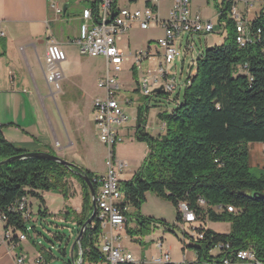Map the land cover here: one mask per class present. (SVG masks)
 Masks as SVG:
<instances>
[{
  "label": "trees",
  "instance_id": "1",
  "mask_svg": "<svg viewBox=\"0 0 264 264\" xmlns=\"http://www.w3.org/2000/svg\"><path fill=\"white\" fill-rule=\"evenodd\" d=\"M98 3L99 0L93 3L94 12ZM218 18L220 22L226 20L225 40L202 52L196 59L189 84L181 93L182 101L173 98L175 106L159 113V118L165 122L164 132L157 135L143 132L140 123L145 121L142 117L148 107L145 103L138 108L135 134L146 143L148 153L139 171L131 179L120 181L123 194L120 208L139 209L145 193L151 192L175 207L176 222L180 224L178 204L183 202L195 213L197 235L184 234L196 242L191 247L202 262H219L223 256L250 248L264 263V172L254 176L249 166V143H264V2L251 20L253 29H261V39L253 36V43L243 47L237 44L233 21L226 17L221 5ZM244 63L247 68L238 69ZM155 97L168 100V94L161 92ZM23 153L0 132V161ZM77 170L89 177L96 190L93 178L97 175L79 166L71 170L40 157L0 165V210L7 215L4 228L26 233L36 247L38 242L30 236V231L41 233L32 222L27 229L20 215L8 208L23 196L28 200L37 198L42 206L38 214L45 216L47 211L40 192H58L69 198L67 178L72 176L80 183L82 204L79 212L67 209L65 217L75 223L77 235L93 210L89 188L75 173ZM200 198L205 205L199 204ZM227 206H232L233 211L229 212ZM123 213L127 218L128 210ZM137 221L140 228H126L130 235L147 233L155 219L139 216ZM208 221L228 222L230 230L216 232L206 226ZM176 226L174 223L170 228ZM54 238L62 240L63 234H56ZM100 238L101 230L94 219L85 229L80 245L74 244L72 259L81 258V264L104 262ZM16 239L13 236L12 241ZM219 244L229 247L212 255L211 249ZM42 251L47 252L46 258L41 254L45 261L53 258L50 250Z\"/></svg>",
  "mask_w": 264,
  "mask_h": 264
},
{
  "label": "crops",
  "instance_id": "2",
  "mask_svg": "<svg viewBox=\"0 0 264 264\" xmlns=\"http://www.w3.org/2000/svg\"><path fill=\"white\" fill-rule=\"evenodd\" d=\"M83 1L90 2L91 5H86ZM95 1L0 0V20L4 31V35L0 37V132L19 150L49 152L63 156L77 166L91 171H93L89 157L91 150L85 147V156L78 152V148L83 144L84 134L87 135L85 130L89 126L77 102L89 94L90 79L99 72L102 75L97 78V82L103 76L105 60L102 56L82 53L77 39L79 25L83 21V9L92 8ZM58 9L60 11H57ZM124 35L117 40L120 48ZM51 41L58 43L65 52V59L60 63L63 72V77L59 81L60 89L54 95L53 87L49 86L45 78L48 72L46 48ZM148 50L151 55L142 62L145 71L153 68L161 60L160 50L155 53L150 47ZM92 58L102 59V67L95 68ZM97 82L93 83L94 87L98 88ZM69 88L78 93L79 99L70 101L71 110L62 109L58 116L46 103L49 104L52 100L58 101L67 94ZM97 96L101 95L93 96L87 104L92 118V100ZM93 131L95 135L94 126ZM249 166L264 169V143H249ZM105 171L106 166L104 173L94 171L93 173L102 176ZM68 200H71L70 197ZM71 209L79 212L81 207L75 204ZM207 224L208 222H206L208 227ZM193 226L188 223L182 225L184 232L179 240L160 227L155 228L152 225L145 235H128L125 230L126 222L125 228L119 231L120 243L136 259H144L145 264H157L150 259L164 250L170 254L169 264H204L198 258L195 249L191 247V242L186 240L189 239L185 235L188 234L187 229H192ZM4 229V223L0 221V238ZM27 239L21 240L17 245L8 241L0 242V264H14V260L20 254L25 256L24 264H34L40 253H35L32 242L30 247L32 250L23 248L22 245ZM210 253L218 255L219 251H210Z\"/></svg>",
  "mask_w": 264,
  "mask_h": 264
},
{
  "label": "built area",
  "instance_id": "3",
  "mask_svg": "<svg viewBox=\"0 0 264 264\" xmlns=\"http://www.w3.org/2000/svg\"><path fill=\"white\" fill-rule=\"evenodd\" d=\"M163 1H170L165 17H161L160 13V4ZM254 1L222 0L220 4L226 11V15H230V20H233L240 47L253 43V36H260L261 39V29H253L249 19L250 6ZM190 2L191 0H144L143 7L131 9L127 6H119L118 1L115 2V0H99L95 12L92 8L83 9L82 12L83 21L79 25L77 44L80 46L82 53L89 56H102L105 60L104 74L97 82V86L103 91V95L92 100L95 136L107 148L105 174L93 178V182L96 184V213L94 219H97L101 230L100 251L105 257L104 264L146 263L144 259H136L120 243L119 231L125 228L127 221L123 210L128 208H120V198H123V194L120 189L118 173L124 171L128 164L116 157L114 147L124 140V135H120V130L129 121L127 114L124 112L123 103H131L128 95L119 86L118 79L122 71V64L128 60H133L136 71H142V62L149 58L151 52L148 50L150 46H147V50L140 49L125 54L123 49L117 45V40L134 27L140 29L161 28L162 35L156 40L161 60L153 68H148L146 76L143 77L141 82L139 80L137 82H140L139 90L147 99L158 94L155 89L162 87L161 93L168 94V100L170 101L171 93L176 90L178 92L183 91L189 84L190 76L194 74V71L190 73L186 80L179 85L176 83L175 77L171 75L172 67L169 66L181 55L175 46L176 41L185 38L186 43L189 44L188 49L191 51L192 43L189 39H192L193 35L208 34L215 29L210 19H203L201 6H197L196 11H192ZM221 26L223 29L225 28L223 21H221ZM3 35L4 31L0 20V37ZM179 44L181 43L179 42ZM45 59L48 71L45 78L49 86L53 87L52 94L54 95L60 89L59 81L63 77L60 63L65 59V52L58 43L51 41L47 45ZM239 68H247V63ZM160 79L161 84L156 86ZM153 85L156 87L150 90V86ZM121 96H125V98L122 99ZM170 110L171 108H168V111ZM160 129V133H163L165 129L164 121H161ZM105 195H113V203H105ZM198 202L200 205H205V201L201 198ZM227 210L231 212L233 207L227 206ZM8 211L20 215L22 221L27 224V229H30L29 221H32L33 212L26 196L17 199L8 208ZM178 211L181 214L183 224L188 223L195 226V213L185 203L178 204ZM6 220V213L0 210V221L5 224ZM194 226L192 227L193 230ZM13 236L17 237L15 241H12ZM198 236L202 238V234ZM25 239H27L26 233L14 232L11 227H8L4 229L0 242L5 243L8 241L17 245L18 242ZM228 247L227 244H219L216 248L220 251L222 248ZM81 261V258L73 259L74 264H81ZM150 261L157 264H169L170 254L167 250H164L160 254L151 257ZM24 262L25 256L23 254H20L14 260V264H24ZM215 263L264 264L256 257L254 250L250 248L223 256L219 262L211 261L204 264ZM34 264L49 263L40 254L35 259Z\"/></svg>",
  "mask_w": 264,
  "mask_h": 264
},
{
  "label": "rangeland",
  "instance_id": "4",
  "mask_svg": "<svg viewBox=\"0 0 264 264\" xmlns=\"http://www.w3.org/2000/svg\"><path fill=\"white\" fill-rule=\"evenodd\" d=\"M264 0H255L250 6L249 19L252 20L255 17V13L259 12ZM86 5H91V3L83 1ZM222 3V0H191L190 9L192 11H196L197 6H201L202 17L205 20H211L214 24V31L208 34L193 35L191 41L192 50L188 49V45L186 43L185 38L177 40L175 43L176 48L180 52V57H177L169 67L171 69V75L175 77L176 83L182 84L187 76L190 73H193L195 68L196 59L199 58L207 48L213 47L215 45H220L224 42L225 37L227 35L226 27L223 29L221 26V22L218 18V8ZM119 6H127L131 9L136 7H143L144 0H136L134 2H130L129 0H118ZM170 6V1H163L160 4L161 8V17L166 16V12L168 7ZM82 9V6H81ZM222 21L226 24V20L222 19ZM223 29V30H222ZM162 35V30L160 27H152L148 29H140L138 27H134V29L130 30L126 35L123 36L120 45L125 54H129L130 52H135L140 49L147 50V46H150L152 51L155 53L157 49L156 40L158 37ZM179 42L181 44H179ZM161 58V57H160ZM95 68H101L103 65V60L99 58H92ZM102 75L101 72L95 75L93 79H90L91 89L89 94H86V97L78 103V107L84 113L85 119L88 121L89 128L87 131V135L84 134L83 144L78 148V152L80 155L85 156L84 148L88 147L91 150L90 164L91 169L97 173H104L105 169V160L107 158V148L104 144H102L93 131V118L92 113L88 109V100L93 98L95 95L103 94V91L97 87H94V83L97 82V78ZM146 76V71L143 69L142 71L137 72L136 68L133 65V60H128L122 64V71L119 76V86L120 89L126 92V95L131 100L130 104L123 103L124 112L127 114L129 121L126 126L120 130V135H124V140L115 145L114 151L115 155L118 159L125 161L128 164V168L125 171L118 173V177L120 181H125L131 179L136 172L139 171L143 160L145 159L148 153V147L146 143L142 140H139L136 137L135 131L137 127V116H138V108L143 107L144 103L148 104V108L144 111L145 121L140 123L144 128L143 132L149 133L153 135L159 134L161 132L160 124L161 119L159 118V113L166 112L168 108H173L175 106V101H182V90L178 92V90L174 91L170 95V101L166 99H159L154 95L147 99L146 96L142 94L139 90L140 82L143 77ZM149 78V77H148ZM140 82H137V81ZM94 82V83H93ZM161 84V79L158 81L157 85ZM156 86H150V90H153ZM77 92L69 88L67 90V94L62 96L58 101H51L49 104L46 103L47 106L53 108V110L59 116V111L62 109L71 110L72 105L70 101H77L79 97L77 96ZM122 99L125 96H121ZM128 131V133H127ZM65 142V140H64ZM116 149V150H115ZM59 156V155H58ZM63 158V156H60ZM65 159V158H63ZM66 160V159H65ZM91 171V170H89ZM91 171V172H93ZM250 172L254 176H259L264 172V169H259L258 167H250ZM129 179H127V177ZM69 185V197L64 198L61 193L58 192H40L44 200V206L46 208L47 214L45 216H41L38 214V211L42 209L41 203L39 199L29 197V201L32 204L33 209V217L32 221H29V224H34L37 232L33 230L30 231V236L34 238L38 245L35 247V253L42 254L45 258L47 252H43L42 249L50 250L53 258L48 260L49 264H72V258L74 254V250L71 251L72 246L74 244L76 238V225L74 222L66 219L65 211L69 209V207H75V204H78L81 207L82 204V191L80 183L73 178L72 176H68L67 178ZM71 205V206H70ZM125 208H128L126 206ZM139 216L142 218H154L155 222H152L151 225L156 227H160L162 230H165L167 233H170L176 239L182 238L183 236V228L182 223L176 222V209L172 206L168 201L157 197L155 194L151 192H146L144 200L142 201L139 209H136L133 206H129L128 215H127V228L129 230H134L140 228L137 219ZM164 221L166 223L161 222ZM174 223L177 224L175 228H170ZM208 227L213 230L218 231L219 233H226L230 230V225L228 222H214L208 221ZM186 228V226H185ZM173 229V231H171ZM126 230V229H125ZM188 235L196 236L197 233L193 229H187ZM127 233V232H126ZM148 233V232H147ZM145 233V234H147ZM56 234H63L62 240H57L54 238ZM130 235L129 233H127ZM142 234V235H145ZM141 235V236H142ZM191 242V245H195L196 242H193L191 239H186ZM32 239L28 238L27 241H24L23 248L30 249ZM34 248V247H32ZM32 250V249H30ZM62 250L65 251V254L62 253ZM211 251L217 252L218 249L216 247L212 248ZM34 253V252H33Z\"/></svg>",
  "mask_w": 264,
  "mask_h": 264
},
{
  "label": "water",
  "instance_id": "5",
  "mask_svg": "<svg viewBox=\"0 0 264 264\" xmlns=\"http://www.w3.org/2000/svg\"><path fill=\"white\" fill-rule=\"evenodd\" d=\"M155 92H158V93L162 92V87H159V88L155 89ZM30 157H40V158H45V159H48V160H52V161L60 163L61 165L65 166V167H67V168H69L71 170H74V168L78 167L73 162L65 160V159H63L60 156H57V155L49 153V152H41V151H38V152H25L23 154H20V155H17V156H13V157L7 158L5 160H1L0 161V165H4L6 163H9L11 161H15V160H18V159H24V158H30ZM75 173L77 175H79L83 179V181L87 184V186L89 188V191H90L91 202H92V207H93L91 215L84 222V224L80 227L79 232L76 235L74 244L77 243V245H80V240L82 238V235H83L85 229L88 227L89 224H91L94 221V217H95V213H96V197H95V188H94L91 180L89 179V177L87 175H85L83 172L79 171V170L75 171ZM74 244H73V246H74ZM73 246H72L71 251L73 250ZM72 264H74L73 263V259H72Z\"/></svg>",
  "mask_w": 264,
  "mask_h": 264
},
{
  "label": "bare ground",
  "instance_id": "6",
  "mask_svg": "<svg viewBox=\"0 0 264 264\" xmlns=\"http://www.w3.org/2000/svg\"><path fill=\"white\" fill-rule=\"evenodd\" d=\"M228 19H230V15H226ZM233 21V20H232ZM235 40L238 44V33L237 30H235ZM121 200V198H120ZM105 203H113V195H105Z\"/></svg>",
  "mask_w": 264,
  "mask_h": 264
}]
</instances>
